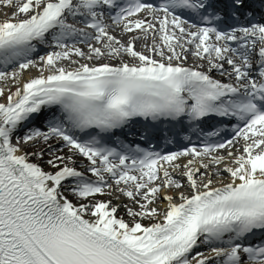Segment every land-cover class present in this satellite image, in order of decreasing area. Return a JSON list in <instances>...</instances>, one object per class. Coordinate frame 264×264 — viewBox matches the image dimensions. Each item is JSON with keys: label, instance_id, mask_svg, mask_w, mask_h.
<instances>
[{"label": "snow or ice", "instance_id": "obj_1", "mask_svg": "<svg viewBox=\"0 0 264 264\" xmlns=\"http://www.w3.org/2000/svg\"><path fill=\"white\" fill-rule=\"evenodd\" d=\"M3 3L0 264H264V0Z\"/></svg>", "mask_w": 264, "mask_h": 264}, {"label": "bare ground", "instance_id": "obj_2", "mask_svg": "<svg viewBox=\"0 0 264 264\" xmlns=\"http://www.w3.org/2000/svg\"><path fill=\"white\" fill-rule=\"evenodd\" d=\"M15 10V7H5L4 3H3V0H0V21H3V20H6L9 18V16L11 15V13ZM81 48H83L85 51H87V46H81ZM142 48V44L141 43H138L137 44V50H141ZM147 54V53H146ZM38 59V58H37ZM190 60H192V58L190 57L189 58ZM67 63V62H65ZM12 69H9L8 71H11ZM39 75V71L37 68H30L28 70H25L23 73H22V76L20 78V81H19V84L13 82V81H9V82H0V87H5L6 89H11L12 91H15L16 87L18 86H22V84L24 82H26V80L29 78V77H35ZM5 95H7V91L5 92ZM214 171V169H213ZM222 176L226 179L227 177V173H223L222 172ZM213 182H214V186H218V183H219V178L216 177V176H213ZM70 199H73V202L75 203V199L74 198H71ZM96 199L98 200H111L112 201V205H123V204H129V206H132L130 204V202L128 201V199L126 197H123L121 196L119 200L113 198V197H110V196H97ZM176 202H179L178 200ZM158 207H163V203H158V205H156ZM117 217L120 218L122 217L125 221L131 223L132 222V218L129 217L126 212H125V209L124 207H120L118 212L116 213ZM142 223L144 224H148L149 221L147 220H144V221H141Z\"/></svg>", "mask_w": 264, "mask_h": 264}, {"label": "rangeland", "instance_id": "obj_3", "mask_svg": "<svg viewBox=\"0 0 264 264\" xmlns=\"http://www.w3.org/2000/svg\"><path fill=\"white\" fill-rule=\"evenodd\" d=\"M33 162H35V160L33 159ZM45 170H48L47 168H45Z\"/></svg>", "mask_w": 264, "mask_h": 264}]
</instances>
